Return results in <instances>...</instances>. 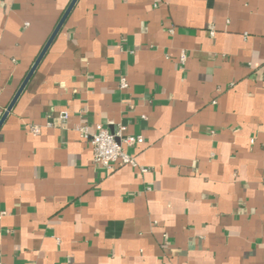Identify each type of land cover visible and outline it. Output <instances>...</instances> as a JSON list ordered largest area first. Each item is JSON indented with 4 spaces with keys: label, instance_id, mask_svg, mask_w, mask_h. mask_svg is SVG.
Returning a JSON list of instances; mask_svg holds the SVG:
<instances>
[{
    "label": "crops",
    "instance_id": "crops-1",
    "mask_svg": "<svg viewBox=\"0 0 264 264\" xmlns=\"http://www.w3.org/2000/svg\"><path fill=\"white\" fill-rule=\"evenodd\" d=\"M71 1L0 0V118ZM0 262L264 264V0H77L0 128Z\"/></svg>",
    "mask_w": 264,
    "mask_h": 264
},
{
    "label": "built area",
    "instance_id": "built-area-1",
    "mask_svg": "<svg viewBox=\"0 0 264 264\" xmlns=\"http://www.w3.org/2000/svg\"><path fill=\"white\" fill-rule=\"evenodd\" d=\"M213 33L214 31H212ZM181 60H186L185 51L181 54ZM119 87L123 90L129 87L126 76L120 77ZM61 117L67 120L69 114L65 113ZM75 129L79 132L81 138L91 143L94 151V162L101 164L107 170L131 165L133 167H139L142 172L149 171L147 167L140 165L136 158L125 150L126 146L143 144L145 141L142 135H127L125 133L127 126L119 125L117 129L111 131L108 127L100 123L96 124L93 128L86 123H78ZM31 130L35 134L41 131L40 127L36 125L31 126ZM0 264L2 263L0 262Z\"/></svg>",
    "mask_w": 264,
    "mask_h": 264
},
{
    "label": "water",
    "instance_id": "water-1",
    "mask_svg": "<svg viewBox=\"0 0 264 264\" xmlns=\"http://www.w3.org/2000/svg\"><path fill=\"white\" fill-rule=\"evenodd\" d=\"M76 2H77V0H72L70 2V4L67 7V9L65 10L63 16L61 17L60 21L58 22L56 28L54 29L53 33L51 34V36L49 37L48 41L44 45L42 51L40 52V54L36 58V60L33 63L32 67L30 68L29 72L27 73L26 77L24 78L22 84L20 85L19 89L17 90L16 94L14 95L12 101L10 102V104L7 107V109L3 113L2 117L0 118V128L3 125L4 121L6 120L7 116L9 115V113L11 112V110L13 109L15 103L17 102V100L20 97L21 93L25 89L26 85L28 84L29 80L31 79L32 75L34 74L35 70L37 69L38 65L40 64L41 60L43 59L45 53L47 52L48 48L52 44V42L55 39L56 35L58 34L60 29L62 28L65 20L67 19L69 13L73 9V7L76 4Z\"/></svg>",
    "mask_w": 264,
    "mask_h": 264
}]
</instances>
